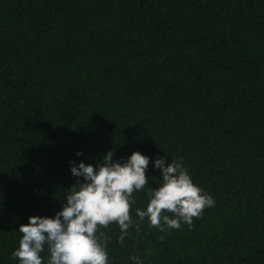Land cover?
Instances as JSON below:
<instances>
[{
  "label": "trees",
  "instance_id": "trees-1",
  "mask_svg": "<svg viewBox=\"0 0 264 264\" xmlns=\"http://www.w3.org/2000/svg\"><path fill=\"white\" fill-rule=\"evenodd\" d=\"M109 149L147 155V187L180 158L215 201L123 244L102 228L109 264H264V0H0V264L60 209L69 162Z\"/></svg>",
  "mask_w": 264,
  "mask_h": 264
},
{
  "label": "clouds",
  "instance_id": "clouds-1",
  "mask_svg": "<svg viewBox=\"0 0 264 264\" xmlns=\"http://www.w3.org/2000/svg\"><path fill=\"white\" fill-rule=\"evenodd\" d=\"M113 154L112 149L107 150L95 165L69 162L70 173L78 179L66 189L60 209L51 217L29 216L27 223L19 225L22 235L13 251L18 264H109L111 237L102 228L115 223L117 242L123 244L128 230L139 234L145 220L161 231L165 226L179 229L182 223L191 226L193 217L214 206L212 196L192 181L180 158L167 163L164 156L153 158L159 183L147 187V155L134 150L126 159L114 160ZM75 155L84 154L77 150ZM145 189L146 205L135 207L133 193ZM129 260L142 264L139 253Z\"/></svg>",
  "mask_w": 264,
  "mask_h": 264
}]
</instances>
